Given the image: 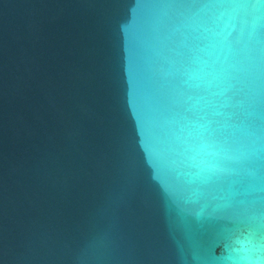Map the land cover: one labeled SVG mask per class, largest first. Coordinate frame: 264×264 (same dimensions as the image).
Here are the masks:
<instances>
[{"label":"water","instance_id":"95a60500","mask_svg":"<svg viewBox=\"0 0 264 264\" xmlns=\"http://www.w3.org/2000/svg\"><path fill=\"white\" fill-rule=\"evenodd\" d=\"M0 264H264V0H0Z\"/></svg>","mask_w":264,"mask_h":264}]
</instances>
